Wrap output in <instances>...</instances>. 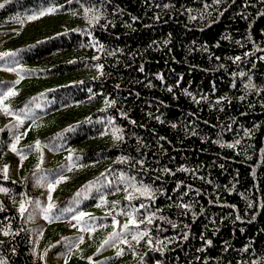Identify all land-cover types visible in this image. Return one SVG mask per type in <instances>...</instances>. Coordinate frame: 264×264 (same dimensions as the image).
I'll return each mask as SVG.
<instances>
[{
  "label": "trees",
  "instance_id": "obj_1",
  "mask_svg": "<svg viewBox=\"0 0 264 264\" xmlns=\"http://www.w3.org/2000/svg\"><path fill=\"white\" fill-rule=\"evenodd\" d=\"M0 5V264H264V0Z\"/></svg>",
  "mask_w": 264,
  "mask_h": 264
},
{
  "label": "snow or ice",
  "instance_id": "obj_2",
  "mask_svg": "<svg viewBox=\"0 0 264 264\" xmlns=\"http://www.w3.org/2000/svg\"><path fill=\"white\" fill-rule=\"evenodd\" d=\"M3 5H0V7H2ZM54 11H56V9H54V8H50V9H48L46 12L45 11H42V12H40L38 15H33L32 17H30V19H39L41 16H44V15H46V14H51L52 12H54ZM4 55H9L8 53H5ZM236 59L237 60H239L240 59V57H236ZM247 87V86H246ZM169 91H171V89H169ZM16 93L14 92V91H12L11 89L10 90H8L5 94H3V97L2 98H0V104H3L4 103V100H6L9 96H12V95H15ZM4 111H6L7 112V108L5 107L4 109H3ZM173 126H175V125H173ZM119 138V137H118ZM16 139L17 140H19V137H16ZM238 143V142H237ZM228 147H233V145H228ZM17 149H16V147H15V145H13L12 146V151H16ZM3 189H0V191H2ZM137 191H140L141 192V194L142 195H148V194H150V188H149V186H144V185H142L141 186V188H138V189H136ZM128 198H130V197H128ZM49 207H52L51 205L49 206ZM140 207H144V205L142 204V205H140ZM181 207H188L187 205H181ZM24 211V206H23V204H21V212H23ZM86 215H89L88 213H84V212H81L80 214H79V216H74L73 217V219H77V220H80V219H82L84 216H86ZM154 215V214H153ZM161 219H165V218H161ZM148 223V224H151L152 223V218L151 217H148V218H146V221H141V223ZM169 223H171V221H168ZM130 225H133V226H136L137 228L139 227V225L137 224V222L135 221V219H129L128 220V223H125L124 225H123V228L125 229V230H128L129 229V226ZM173 227H175V225H173ZM148 233L147 232H143V233H138V234H134L133 235V240H137V241H139V239H142L144 236H146ZM185 239H187V235L185 234V237H184ZM124 243H127V240H124L123 241ZM105 243L107 244L108 243V241H105ZM207 243L208 244H211V241H207ZM121 254V252H117V255H120Z\"/></svg>",
  "mask_w": 264,
  "mask_h": 264
},
{
  "label": "rangeland",
  "instance_id": "obj_3",
  "mask_svg": "<svg viewBox=\"0 0 264 264\" xmlns=\"http://www.w3.org/2000/svg\"><path fill=\"white\" fill-rule=\"evenodd\" d=\"M87 238L88 239L79 246V248L81 247L80 249L77 248L73 251V254H77L76 257H78L79 254L85 255V254H93L94 253V251L91 250L90 246H89L90 243L92 242V238L90 236H88Z\"/></svg>",
  "mask_w": 264,
  "mask_h": 264
}]
</instances>
